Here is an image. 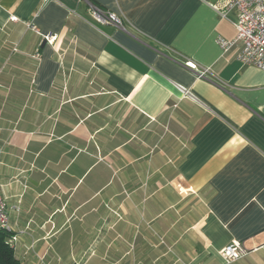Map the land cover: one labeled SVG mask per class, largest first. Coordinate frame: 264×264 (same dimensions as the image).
<instances>
[{"label": "crops", "instance_id": "1", "mask_svg": "<svg viewBox=\"0 0 264 264\" xmlns=\"http://www.w3.org/2000/svg\"><path fill=\"white\" fill-rule=\"evenodd\" d=\"M228 1L0 0L1 196L20 264H226L234 241L248 253L230 264H264V71L217 45L236 37Z\"/></svg>", "mask_w": 264, "mask_h": 264}, {"label": "built area", "instance_id": "2", "mask_svg": "<svg viewBox=\"0 0 264 264\" xmlns=\"http://www.w3.org/2000/svg\"><path fill=\"white\" fill-rule=\"evenodd\" d=\"M51 0H45V2ZM92 22L100 26H112L116 29L125 30L123 19L112 12L101 9L98 6L89 4ZM236 12V21L233 24L236 30V37L228 42L217 38L216 43L220 49L227 53L235 46H239L235 58L244 66H252L264 71V0H229L218 11L221 18H225L226 12ZM34 31L36 28L32 27ZM46 41L52 43L54 36H47ZM185 66L195 72L198 78H206L208 71L200 69L195 63L187 60ZM0 230L8 233L7 242L12 247L18 239V234L11 233L8 224V209L1 196L0 179ZM264 249V245L261 247ZM248 251L241 242H231L221 249L220 255L226 264L235 262L244 257Z\"/></svg>", "mask_w": 264, "mask_h": 264}, {"label": "trees", "instance_id": "3", "mask_svg": "<svg viewBox=\"0 0 264 264\" xmlns=\"http://www.w3.org/2000/svg\"><path fill=\"white\" fill-rule=\"evenodd\" d=\"M8 235L0 230V264H20L14 256L13 247L7 242Z\"/></svg>", "mask_w": 264, "mask_h": 264}]
</instances>
